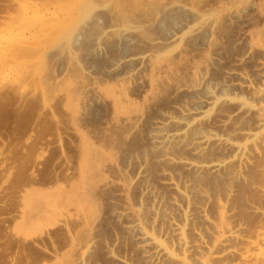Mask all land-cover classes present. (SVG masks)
Listing matches in <instances>:
<instances>
[{
  "label": "bare ground",
  "instance_id": "obj_1",
  "mask_svg": "<svg viewBox=\"0 0 264 264\" xmlns=\"http://www.w3.org/2000/svg\"><path fill=\"white\" fill-rule=\"evenodd\" d=\"M109 2L93 4L94 13L107 6L110 12L93 46L107 51L104 42L113 37L139 45L109 69L116 85L138 80L141 92L137 98L127 90L105 93L93 70L76 61L63 72V78L81 75L80 92L69 105L72 127L55 143L79 140L78 179L58 186L67 205L57 207L55 226L68 236L67 251L44 247L51 229L29 242L51 261L65 255L63 264H89L97 251L102 264H264V0ZM173 11L186 19L164 37L152 34ZM236 20L235 43L244 49L226 60L218 50L223 25ZM76 21L67 31L72 49ZM193 40H201V49L189 45ZM167 90L169 108L144 127L147 112ZM30 94L19 91L21 98ZM90 95L109 107L95 141L78 128ZM44 109L53 115L51 105ZM62 161L70 178L74 169L66 156Z\"/></svg>",
  "mask_w": 264,
  "mask_h": 264
},
{
  "label": "rangeland",
  "instance_id": "obj_2",
  "mask_svg": "<svg viewBox=\"0 0 264 264\" xmlns=\"http://www.w3.org/2000/svg\"><path fill=\"white\" fill-rule=\"evenodd\" d=\"M88 1L0 0V264H63L65 260V255H61L67 251L68 236L55 226L56 209L67 205L65 198L58 193L61 184L68 183L69 186L78 179L75 169L79 163V140L75 137L63 138L65 140L59 147L55 143L63 131L72 127L69 105L80 92L81 75L73 71L63 78V72L76 61L83 69L93 70L105 93L120 96L127 90V95L137 98L141 92L138 80L126 87L116 85V75L109 69L114 59L133 53L139 45L113 37L104 42L107 51H97L93 39L109 25L108 11L113 3L108 0L111 3L109 8L106 7L108 11L98 14L94 13L95 0ZM247 14L245 17L250 15ZM184 16L178 11L170 12L151 29L152 34L166 36L172 27L179 26L186 19ZM72 19L77 20L74 30L79 32H76L72 43L73 49L67 32ZM234 23L224 24L222 29L223 41L218 50L226 60L244 49L235 43L241 20ZM193 41L189 45L196 44L201 49V40ZM72 51L77 54L72 56ZM1 75L6 77V81ZM58 77L62 79L58 85L45 82ZM22 89L31 93L29 98H21L22 92L20 96L19 91ZM171 93L167 90L162 100L156 103V109H149L144 127L159 110L169 108ZM93 97L89 96L78 128L95 141L101 137V127L109 107ZM46 104L52 106L53 115L45 111ZM62 155L67 158V166L74 169L70 178L64 174ZM65 185L63 187H67ZM109 206L107 202L105 224L111 220ZM12 215L18 217L11 220ZM45 229H51L52 233L50 240L43 245L62 253L58 260L47 259L37 246L29 242ZM100 252L91 254L89 264H102V260L99 261Z\"/></svg>",
  "mask_w": 264,
  "mask_h": 264
}]
</instances>
